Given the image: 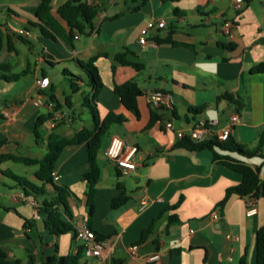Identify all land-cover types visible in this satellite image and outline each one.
Returning <instances> with one entry per match:
<instances>
[{
    "label": "crops",
    "instance_id": "1",
    "mask_svg": "<svg viewBox=\"0 0 264 264\" xmlns=\"http://www.w3.org/2000/svg\"><path fill=\"white\" fill-rule=\"evenodd\" d=\"M66 1L51 0V14L66 33L73 34L71 44L60 36L52 39L41 33L36 12L39 0H0V64L9 65L14 73L28 70L17 80H0V157L14 154L40 159L47 152L51 133L72 136L82 127L92 128L93 115L84 100L91 98L93 90L80 62L107 53L95 61L102 87L93 104L100 118L112 112L126 120L112 124L100 146V180L89 222L106 236L111 257H120L126 264H240L241 259L255 264V231L264 225V195L252 196L257 209L252 216L245 214L251 195H232L220 211L217 203L226 188L240 182L241 175L215 161L209 150L172 149L177 137L162 124L172 119L174 129L188 130L195 120L204 118L216 120L219 128L237 112L239 121L230 135L248 148L256 145L264 128V73L250 74L249 69L264 60V0H243L239 9L234 0H82L97 8L85 33L72 32L57 13ZM149 20H162L164 26L150 30L147 42L140 44V30ZM226 20L232 21L229 33L222 29ZM20 29L30 35L20 34ZM168 35L171 42L154 40ZM125 49L133 52L130 59L143 64L141 69L113 60L115 53ZM68 74L75 76V92ZM128 80L135 81L141 91L138 117L113 90L115 84ZM155 89L173 95V110L149 105L146 94ZM49 101L57 109L50 108ZM5 108L14 109L13 120L2 117ZM54 112L60 115L57 121L52 120ZM49 113V118L37 124L38 117ZM152 114L159 120L148 126ZM112 136L137 147L134 170L125 171L104 155ZM219 152L259 166L264 179L262 157L254 156L262 159L254 161L236 152ZM15 162L0 160V245L23 264H44L53 255L76 253L81 245L72 232L49 234L36 218L37 206L53 194L51 185H45L46 194L38 195L9 176L11 172L40 186L35 175L38 165L22 163L25 167L19 173ZM87 170L85 144H78L61 150L52 173L56 184L74 194L68 197L74 226L81 219L88 220L82 179ZM117 182L130 199L114 209L111 199L121 192ZM180 196L179 206L170 209ZM143 197L147 203L142 206ZM215 210L218 216L212 218ZM173 214L176 220L169 222ZM150 225L151 232L140 241ZM133 244L138 245L136 255L128 253ZM154 252L160 258L147 261L146 256ZM80 264L108 263L82 256Z\"/></svg>",
    "mask_w": 264,
    "mask_h": 264
},
{
    "label": "trees",
    "instance_id": "2",
    "mask_svg": "<svg viewBox=\"0 0 264 264\" xmlns=\"http://www.w3.org/2000/svg\"><path fill=\"white\" fill-rule=\"evenodd\" d=\"M51 0H39L37 5V25L40 28L41 33L52 39L60 36L66 44H71L73 34L66 33L64 28L51 14ZM173 1V0H162ZM250 0H246L249 2ZM57 13L65 20L72 32L85 33L87 27L92 26V22L97 14L96 6H93L82 0H68L58 6ZM155 42H171L170 36H166L162 39L154 38ZM2 44V34L0 30V49ZM228 48H232L233 44H227ZM107 53H96L90 56L86 61L80 62V66L87 74L88 84L91 86L93 92L90 99H85L84 104L89 107L93 115V127H82L72 136H62L57 133H51L48 138L47 152L40 159H33L24 156H17L14 154H4L0 157V160L12 159L17 162H21L25 165H38V170L35 175L41 182L40 186L33 184L27 179L15 175L9 172V176L20 186L30 193L38 195L46 194L45 185L49 184L52 187L53 194L49 199H44L37 208V212L43 223V229L49 234L59 235L66 232H72L74 235V223L73 215L68 205V197L74 196L72 191L65 185L56 184L53 181V170L55 163L59 157L61 150L67 145L85 144L87 152L88 170L83 174L82 179L85 182V203L88 208V224L90 225V218L93 214V200L96 194V186L100 180V167L98 164V153L102 138L108 133V130L112 124L122 123L126 119L121 114L108 113L104 117L100 118L94 107L95 95L102 87L101 78L98 74L95 61L99 56H106ZM133 55V52L125 49L121 52H117L113 56V60L122 65L132 66L139 70L143 67V64L138 61L130 59L128 56ZM114 66H112L113 68ZM28 70L25 69L21 72L14 73L10 71V66L7 64H0V80L14 81L20 76L25 74ZM7 72V74H6ZM65 72V71H64ZM250 74L264 73V60L254 64L249 69ZM70 77V88L72 92L77 90L76 85L73 82L74 75L68 74ZM114 92L119 96L120 102L124 107L129 110L134 116L138 117L137 97L140 96L141 91L138 88L135 81L128 80L121 84H115L113 88ZM70 95L66 96L69 101ZM231 100L230 96H227ZM50 99L55 101L53 94L50 95ZM55 106V109H57ZM52 114L49 113L46 116H40L37 118V124L49 118ZM159 118L155 115H151L148 126H151ZM37 137V131L35 130ZM172 149H184L187 151L200 152L203 150H209L212 158L215 161L227 166L228 168L238 172L241 175L240 182L234 186L228 187L225 190L223 198L217 203L220 211L224 208L232 195L239 196H257L264 195V179L260 176V167L257 165H250L246 162L240 161L229 155L221 154L219 151L236 152L247 158L259 156L263 158L264 162V128L258 135L257 143L254 147L248 148L246 145L237 142L231 135L223 141L217 139H207L203 141H194L188 136L177 138L172 146ZM118 176L120 173L118 172ZM116 186L121 190L120 194L111 199V207L118 208L125 204L130 196L125 192L124 186L117 182ZM183 198L180 196L178 200L169 206L170 209H175L182 202ZM176 220V215L169 217V222ZM92 228V227H91ZM93 229V228H92ZM151 225L145 228L140 237V241H143L146 236L151 232ZM96 238L105 239L106 236L98 233L93 229ZM82 257V247L80 246L76 253L68 254L61 257L55 255L48 257L44 264H80ZM0 264H23L18 258H10L6 250L0 245ZM108 264H126L125 260L120 257H111ZM240 264H245L241 259ZM255 264H264V225H261L255 231Z\"/></svg>",
    "mask_w": 264,
    "mask_h": 264
},
{
    "label": "built area",
    "instance_id": "3",
    "mask_svg": "<svg viewBox=\"0 0 264 264\" xmlns=\"http://www.w3.org/2000/svg\"><path fill=\"white\" fill-rule=\"evenodd\" d=\"M243 0H234L235 8L239 9L241 7ZM164 26V21L162 20H149L146 25L140 30L139 43L145 44L147 42L146 35L148 32L155 28H160ZM232 26V21L226 20L222 29L224 33H229ZM20 34H25L29 36V32L23 29L19 30ZM40 80H37V83L40 84ZM147 101L150 106L161 108L164 110L171 111L174 107V97L171 93L155 89L151 90L146 94ZM50 108H54V103L52 101L48 102ZM1 115L7 120H13L15 111L14 109L5 108L1 109ZM60 115L57 112H54L52 117L53 121H57ZM239 121V114L231 113L229 115L228 122L216 128V120L213 119H204L200 118L193 122L192 126L188 130L183 129H174L172 119L163 120V126L166 129H171L174 131L177 138H182L184 136L190 137L194 141H203L207 139H217L219 141L226 140L231 133V129L234 124ZM137 152L136 146L127 145L126 141L118 136H112L111 140L104 150V155L110 159L117 167L122 168L125 171L134 170L136 163L133 160L135 153ZM141 205H145L147 200L143 197L140 200ZM38 208V206H37ZM255 197H252L247 201L245 207L246 216H252L256 213ZM37 212V211H36ZM212 218L218 216L217 210L213 211L210 215ZM36 218H40L38 212L36 213ZM74 237L77 241L80 242L82 247V256L84 257H96L100 262H107L111 258L112 248L110 247L106 239H98L89 226L86 219H81L75 226ZM229 238V235H227ZM138 245L133 244L128 247V253L130 255L137 254ZM160 258L159 252H154L146 256L147 261L153 262Z\"/></svg>",
    "mask_w": 264,
    "mask_h": 264
},
{
    "label": "rangeland",
    "instance_id": "4",
    "mask_svg": "<svg viewBox=\"0 0 264 264\" xmlns=\"http://www.w3.org/2000/svg\"><path fill=\"white\" fill-rule=\"evenodd\" d=\"M109 135H110V130L108 131V133H107L106 135L103 136L102 141H103L106 137H109ZM101 144H102V142H101ZM100 146H101V145H100ZM263 153H264V150H263ZM252 158H254V161H260V160H262L261 158H258V157H252ZM14 165L20 167V170H19V169H16V168L14 167V170H15L16 172H19V173H21V172H22L21 169L25 167V165H23L22 163H18V162H15ZM261 165H264V163H262Z\"/></svg>",
    "mask_w": 264,
    "mask_h": 264
}]
</instances>
